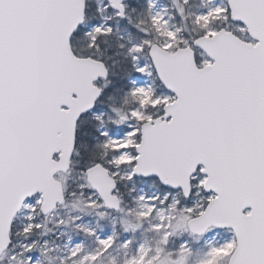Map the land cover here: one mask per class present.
<instances>
[{
    "label": "snow or ice",
    "instance_id": "snow-or-ice-1",
    "mask_svg": "<svg viewBox=\"0 0 264 264\" xmlns=\"http://www.w3.org/2000/svg\"><path fill=\"white\" fill-rule=\"evenodd\" d=\"M173 3L183 17V5ZM107 6L128 19L125 0ZM87 8L88 0H0V252L24 211L16 235L25 243L9 264H40L36 218L64 203L56 174L80 155L79 125L91 117L100 122L95 146L102 151L80 172L81 211H123L120 186L139 178L162 190L136 197L127 213L136 224L122 222L125 231L147 222L159 235L157 246L139 244L124 264H186L187 241L167 249L177 230L202 237L217 229L230 238L210 246L198 264H264V0H220L193 14L191 40L169 29L161 12L134 24L144 38L127 50L132 69L153 78L160 91L132 82L125 95L135 107L112 108L111 124L123 127L119 136L102 130L103 114L95 113L104 90L96 81L106 86L109 74L100 44L113 29L95 20L85 28ZM80 37L87 52L74 50ZM144 54L151 62L141 65ZM76 228L97 246L86 252L83 241L76 243L61 264H100L114 245L133 244L129 238L117 245L114 231L101 238L87 225Z\"/></svg>",
    "mask_w": 264,
    "mask_h": 264
},
{
    "label": "rangeland",
    "instance_id": "rangeland-1",
    "mask_svg": "<svg viewBox=\"0 0 264 264\" xmlns=\"http://www.w3.org/2000/svg\"><path fill=\"white\" fill-rule=\"evenodd\" d=\"M95 4L97 14L100 16L99 22H105L110 24L112 21H115L113 13L108 10V7L101 0H89ZM192 2V6L189 7L188 12L186 9L183 12V17L177 12L176 5L173 3V0H151L153 8L148 9V15L155 12H161L164 15V19L168 21V27L171 30L180 29V36L186 39V33L181 28L184 25H187V15L192 17L193 14H199L205 11L208 7L214 6L216 3H219L220 0H189ZM178 3L183 5V0H177ZM149 0H146L148 5ZM189 4V3H188ZM148 8V7H147ZM103 10V11H100ZM188 13V14H187ZM104 17H111L107 21H104ZM115 28L113 32H117L120 28L119 24L114 23ZM89 23L85 24L84 27L87 28ZM84 30V29H83ZM128 36L127 32L118 34L119 38L125 39ZM158 38V37H155ZM142 39V38H141ZM127 42L130 44H135L134 41L129 38ZM138 43V42H137ZM132 61V60H131ZM133 63V61H132ZM139 64L150 63V60L146 54L141 55L137 61ZM135 73V72H134ZM135 81L137 85L149 86L151 85L154 90L160 91L158 85L156 84L153 78L147 76H140L135 73V75L128 79V84L130 87L133 86L132 82ZM102 83V82H100ZM99 86L104 89L102 84ZM98 86V85H97ZM122 113L124 111L120 109ZM95 113L97 115L103 114L101 119L103 121L102 130H107L113 136H119L123 131V127H116L111 124V120L116 118L115 113L112 111V108H107L105 103H96ZM93 120L91 117H89ZM98 127H100V122L96 121ZM101 138V137H100ZM102 139V138H101ZM123 175V171H121ZM57 176V180L65 188V197L64 203L58 205L56 209L48 215H39L36 218V222L41 224L42 235L41 240L36 238L32 239L36 242L37 252L39 255L40 250H43L44 254L40 255V264H61L62 260L68 255V251L76 243L83 241L84 250L86 252H91L96 248L95 237H85L77 228L76 224H84L89 228L95 230L96 235L104 236L111 234L113 231L116 234L117 245L125 240L131 238L133 244L127 248L122 249L114 245L108 252H106L100 258V264H124L125 260L129 257L135 255L136 247L144 243L148 247L155 248L159 240V235L153 231L149 230V224L147 222L142 223L139 227L133 230L131 227L125 231V225L122 222H128L129 224L135 225L136 220L132 215L127 214L130 208L135 207V198L139 195H155L162 194L160 186L155 184L152 180L149 179H137L133 183L121 184L120 193H121V208L123 211H110L108 209H98L99 211L105 212V217L101 219L97 212L84 209L81 211L80 201L84 199L79 195L78 185L83 183V177L80 173ZM87 193H85V196ZM68 197L71 200V204L68 205L65 202V198ZM80 217L79 220H74V217ZM25 212L20 211L13 223V229L15 230L14 239L10 244L8 250L4 253L2 258H0V264H9L8 256L12 255L14 252H19L21 245L25 243V240L22 235H16L17 232H20L26 223ZM158 218L153 216L152 223H157ZM230 238V233L227 231L213 230L202 237L192 236L189 233L177 230L176 235L170 238L167 249L169 251L175 252L179 244L187 241L188 246L191 249V255L188 256L186 264H198V262L204 257V254L207 252L210 246L219 244L224 240ZM175 259V256L172 257ZM19 260H23V257H17Z\"/></svg>",
    "mask_w": 264,
    "mask_h": 264
},
{
    "label": "trees",
    "instance_id": "trees-1",
    "mask_svg": "<svg viewBox=\"0 0 264 264\" xmlns=\"http://www.w3.org/2000/svg\"><path fill=\"white\" fill-rule=\"evenodd\" d=\"M126 4L127 17L131 20V23L128 22V19L120 20L117 18L121 23L120 32H127L128 38H131L134 43H137L141 38H144V33L137 30L133 25L141 20L147 22L148 8L146 0H129ZM190 6H192L191 1H189L187 5L183 4L186 12H188ZM92 20L99 22L100 17L97 14L95 4L88 0L85 22L90 23ZM186 23L187 25L181 28L186 33V39L191 40L196 35L197 30L192 23V17L189 18L187 15ZM145 26H147V23H145ZM81 31H83V29H81ZM155 37L154 33H150L148 36V38ZM120 45H124V47L121 48ZM129 47L131 46L126 42V38H119L116 32H112V34L100 44V50L103 53L102 59L109 69V74L107 85L105 86V82L100 83V85L102 84V86H104V90L98 103H105L107 108L122 109L124 112H128L135 107L131 98L125 95L130 88L128 79L135 75L132 69L131 58L127 55ZM74 50L80 53L87 52V39L84 37L76 38L74 40ZM126 99L128 103H125ZM97 127V122L91 120L89 117H86L79 125V142L77 150L80 155H73L68 176L69 174L80 173L90 160L100 157L102 149L95 146L101 141V138L95 131ZM65 202L68 205L71 204V200L68 197L65 198ZM41 233L42 229L33 232L32 237L41 240ZM14 234L15 230L13 229L12 241L14 239Z\"/></svg>",
    "mask_w": 264,
    "mask_h": 264
},
{
    "label": "water",
    "instance_id": "water-1",
    "mask_svg": "<svg viewBox=\"0 0 264 264\" xmlns=\"http://www.w3.org/2000/svg\"><path fill=\"white\" fill-rule=\"evenodd\" d=\"M105 1H106V3H107V0H105ZM127 2H128V0H125V3H127ZM110 10H111V9H110ZM149 59H150V58H149ZM98 81H103V80H97L96 83H97ZM99 98H100V97H99ZM99 98H98V99H99ZM98 99H97V100H98ZM69 168H70V167H69ZM68 171H69V169H68ZM68 171H66V172H59V173L56 174V176L59 175V174H62V175H63V174H67ZM142 179H145V180H146L147 178H142ZM57 205H61V204H57ZM56 207H57V206H56ZM56 207H55L52 211H50L49 213H47V214H42V215H48V214L52 213V212L56 209ZM108 210H110V209H108ZM110 211L116 212L115 210H110ZM18 213H19V212H18ZM18 213H17V214H18ZM16 216H17V215H16ZM15 218H16V217H15ZM217 230H219V231H226V230H223V229H217ZM196 237H201V236H196ZM9 246H10V245H9ZM9 246H8V248H9ZM8 248L5 249L4 252H0V257H1V256H2V255L8 250Z\"/></svg>",
    "mask_w": 264,
    "mask_h": 264
}]
</instances>
